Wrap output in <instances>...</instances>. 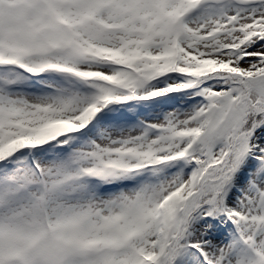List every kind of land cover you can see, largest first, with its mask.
<instances>
[{
  "label": "snow or ice",
  "instance_id": "snow-or-ice-1",
  "mask_svg": "<svg viewBox=\"0 0 264 264\" xmlns=\"http://www.w3.org/2000/svg\"><path fill=\"white\" fill-rule=\"evenodd\" d=\"M0 264H264V0H0Z\"/></svg>",
  "mask_w": 264,
  "mask_h": 264
}]
</instances>
